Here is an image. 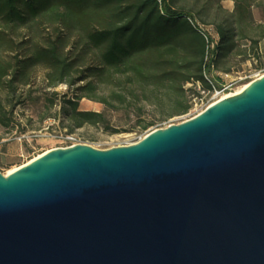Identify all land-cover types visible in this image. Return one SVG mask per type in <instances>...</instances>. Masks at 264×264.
I'll return each mask as SVG.
<instances>
[{
    "label": "water",
    "instance_id": "obj_1",
    "mask_svg": "<svg viewBox=\"0 0 264 264\" xmlns=\"http://www.w3.org/2000/svg\"><path fill=\"white\" fill-rule=\"evenodd\" d=\"M0 264H264V74L138 142L0 172Z\"/></svg>",
    "mask_w": 264,
    "mask_h": 264
},
{
    "label": "trees",
    "instance_id": "obj_2",
    "mask_svg": "<svg viewBox=\"0 0 264 264\" xmlns=\"http://www.w3.org/2000/svg\"><path fill=\"white\" fill-rule=\"evenodd\" d=\"M173 2L164 0L161 6L158 0H0V51L15 53L10 58L0 55V125H12L13 107L7 99L17 96L19 85L31 84L36 66L47 70L48 86L68 83L73 88L74 96L63 107L70 130L108 123L103 111L81 110L83 98L125 110L142 130L188 113L192 96L201 87H213L205 71L218 84L213 70L229 55L240 53L236 31L241 34L254 25L252 3L236 0L232 17L217 24L214 33L219 39L206 62L207 37H214L199 26L193 12L176 10ZM259 6L264 11V1ZM37 19L60 25L48 42L23 46L6 31ZM243 32L241 38L246 37ZM73 35L77 42L66 51ZM260 41L253 40L252 49L259 51ZM195 85L199 89L192 88ZM147 108L158 118L143 119Z\"/></svg>",
    "mask_w": 264,
    "mask_h": 264
},
{
    "label": "rangeland",
    "instance_id": "obj_3",
    "mask_svg": "<svg viewBox=\"0 0 264 264\" xmlns=\"http://www.w3.org/2000/svg\"><path fill=\"white\" fill-rule=\"evenodd\" d=\"M243 1L238 0V3H243ZM249 1L252 3V23L254 25L243 29L244 32H242L246 36L244 38L240 37L242 32L240 34L239 31H236L235 38L239 44L236 52L242 54L229 55V58L223 60L216 68L217 71L213 70L214 77L219 81L222 80L221 73L229 72L232 73L233 77L244 79L241 83L242 86L251 82L253 80L251 76L264 67V58L259 59L258 55L261 52L259 53L251 47L253 40H264V11L259 6V3L264 0H246L247 3ZM235 6L236 0H174L173 2L174 9L193 12L195 21L199 23V26L212 33L216 31L217 24L227 17H232ZM59 27L57 22H42L37 19L25 27H20L14 31L6 29V31L17 44L23 42L24 46L29 41L42 44L48 42V38L54 36L60 29ZM77 38L75 35L71 37L66 51L71 50L77 42ZM246 43L249 45L246 46ZM14 54L0 51V55L6 58L7 55L10 58ZM261 55L264 57V53ZM226 69L230 71H226ZM31 74V84L19 85L17 96L11 95L7 99L8 103L11 104L10 106L13 107V123L9 127L0 125V172L4 174L9 169L23 165L46 150L64 146L62 136L66 134H74L80 142L99 149L128 145L138 142L156 128L167 127L170 124L180 123L193 117L197 109L201 108L200 105L197 106L193 103L188 113L142 130L136 119L130 118L125 110H113L99 102L83 98L79 108L105 112L108 123L87 124L70 130V120L67 118L63 107L67 100L74 96L73 88L68 83H61L53 87L48 86L47 70L42 66L34 67ZM187 86L191 87V84ZM192 88L199 89L198 85ZM202 90L204 89L201 87L200 93L197 95L199 98L204 96ZM3 96H6L5 92H3ZM142 118L149 121L158 117L151 108H147ZM21 135H26V138L20 140Z\"/></svg>",
    "mask_w": 264,
    "mask_h": 264
},
{
    "label": "built area",
    "instance_id": "obj_4",
    "mask_svg": "<svg viewBox=\"0 0 264 264\" xmlns=\"http://www.w3.org/2000/svg\"><path fill=\"white\" fill-rule=\"evenodd\" d=\"M160 5L162 6L164 3V0H158ZM209 32V31H208ZM214 38L213 40H210L207 37L208 40V51H207V56H206V62H209L210 59L214 56L212 51L215 49L216 41L219 39V35L216 33L209 32ZM258 62V60H255ZM264 74V67L260 68L259 71L251 76V78L254 80ZM206 77L211 81L213 84L212 89L208 90H202V93H204L203 97H198V96H192V103L196 104L197 106L200 105L201 108L197 109L195 112L194 116L199 114L200 112L204 111L207 107L210 105L216 103L217 101L223 99V96H225L227 93L230 94L232 92H235L239 87H241V83L244 80L242 77H233L232 73L229 72H224L220 74L221 81L218 84H214V82L210 79V75L206 73ZM23 138H26V135H21L19 137L20 140ZM62 140L65 143L64 146L62 147H68V146H73L79 143L80 140L78 139L77 136L74 134H66L65 136H62Z\"/></svg>",
    "mask_w": 264,
    "mask_h": 264
},
{
    "label": "bare ground",
    "instance_id": "obj_5",
    "mask_svg": "<svg viewBox=\"0 0 264 264\" xmlns=\"http://www.w3.org/2000/svg\"><path fill=\"white\" fill-rule=\"evenodd\" d=\"M249 83H250V82H249ZM249 83H245V84H243V85H242L241 87H239L235 92H232V93H230V94L227 93L225 96H223V98H226V97H228V96H231V95L238 94V93L242 92V91H243V90L249 85ZM47 151H49V150H46V151H44V152H42V153L36 155L34 158H31L30 160H28V161H27L26 163H24V164H27V163L32 162V161L35 160L37 157L41 156L42 154L46 153ZM18 167H19V166H16V167H13V168L9 169L5 174H10V173H12V172L15 171Z\"/></svg>",
    "mask_w": 264,
    "mask_h": 264
},
{
    "label": "crops",
    "instance_id": "obj_6",
    "mask_svg": "<svg viewBox=\"0 0 264 264\" xmlns=\"http://www.w3.org/2000/svg\"><path fill=\"white\" fill-rule=\"evenodd\" d=\"M259 51H260L261 53H264V40H261V41L259 42Z\"/></svg>",
    "mask_w": 264,
    "mask_h": 264
}]
</instances>
